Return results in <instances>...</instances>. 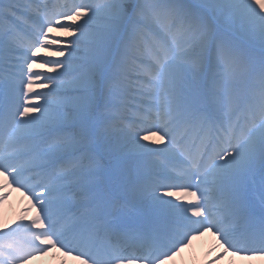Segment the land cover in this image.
<instances>
[{"label":"snow or ice","instance_id":"6c2138e0","mask_svg":"<svg viewBox=\"0 0 264 264\" xmlns=\"http://www.w3.org/2000/svg\"><path fill=\"white\" fill-rule=\"evenodd\" d=\"M9 189L0 264L264 257V0H0Z\"/></svg>","mask_w":264,"mask_h":264},{"label":"bare ground","instance_id":"6f19581e","mask_svg":"<svg viewBox=\"0 0 264 264\" xmlns=\"http://www.w3.org/2000/svg\"><path fill=\"white\" fill-rule=\"evenodd\" d=\"M57 37V33L50 34ZM44 56V53H41ZM53 59V58H52ZM36 71L43 72L44 69L37 68ZM8 199L0 204V217L3 218L5 223L11 222L18 217L24 215V209L30 208L29 201L24 197L21 192L8 190ZM30 219L35 215V211L26 213ZM201 241L191 240L192 250L183 251L179 258L169 259L165 264H210V261L215 260L216 264H264V257H241L232 256L231 253H224V249L217 243V238L209 233L201 236ZM222 258H218L221 257ZM29 264H79L72 256H65L62 251L52 249L44 256L34 257L29 261Z\"/></svg>","mask_w":264,"mask_h":264},{"label":"rangeland","instance_id":"374dc122","mask_svg":"<svg viewBox=\"0 0 264 264\" xmlns=\"http://www.w3.org/2000/svg\"><path fill=\"white\" fill-rule=\"evenodd\" d=\"M56 33H57V37L58 38L63 39V34L62 33L58 32V31ZM53 59H55V58H53ZM37 91H40V90L38 89ZM44 91H46V90H44ZM177 255H179V254H177ZM248 264H253V263L249 262Z\"/></svg>","mask_w":264,"mask_h":264}]
</instances>
